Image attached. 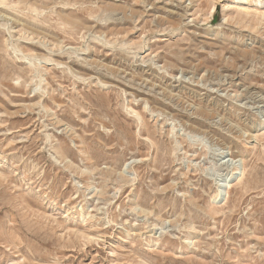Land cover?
<instances>
[{"label": "rangeland", "instance_id": "obj_1", "mask_svg": "<svg viewBox=\"0 0 264 264\" xmlns=\"http://www.w3.org/2000/svg\"><path fill=\"white\" fill-rule=\"evenodd\" d=\"M0 264H264V0H0Z\"/></svg>", "mask_w": 264, "mask_h": 264}, {"label": "bare ground", "instance_id": "obj_2", "mask_svg": "<svg viewBox=\"0 0 264 264\" xmlns=\"http://www.w3.org/2000/svg\"><path fill=\"white\" fill-rule=\"evenodd\" d=\"M214 9V8H213ZM256 14H257V12H256ZM261 15V14H260ZM238 170H240V169H238ZM238 173V171L236 172V173H234L233 175H232V177H235V175H239V174H237ZM241 175V174H240ZM228 179H229V176H228ZM228 179H226V180H224V181H222L221 183H220V186L218 187V189L216 190V197H220L221 196V194H222V189L224 188H227V187H229L231 184L230 183H228L229 182V180Z\"/></svg>", "mask_w": 264, "mask_h": 264}]
</instances>
